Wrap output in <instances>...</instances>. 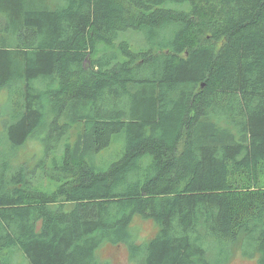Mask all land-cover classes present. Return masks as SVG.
I'll return each mask as SVG.
<instances>
[{
	"label": "trees",
	"instance_id": "obj_1",
	"mask_svg": "<svg viewBox=\"0 0 264 264\" xmlns=\"http://www.w3.org/2000/svg\"><path fill=\"white\" fill-rule=\"evenodd\" d=\"M1 90L0 264H264V0H0Z\"/></svg>",
	"mask_w": 264,
	"mask_h": 264
},
{
	"label": "rangeland",
	"instance_id": "obj_2",
	"mask_svg": "<svg viewBox=\"0 0 264 264\" xmlns=\"http://www.w3.org/2000/svg\"><path fill=\"white\" fill-rule=\"evenodd\" d=\"M141 32H137L134 30H126L120 33L118 38H123L129 41L131 46H140L142 43V37L140 36ZM189 37L191 36L192 41L195 40L197 35L194 32H190ZM189 40V38H188ZM98 46H102L99 44ZM105 47V46H104ZM103 47V48H104ZM116 47L117 46H111ZM6 91H0V138L8 135L7 132L3 131V127L5 126V117L4 113L7 111L8 104V96L5 95ZM81 125V124H79ZM76 125V129L79 128ZM72 130V129H71ZM73 131V130H72ZM69 131L67 137L71 140L73 138L74 133ZM38 136L43 135L40 130L35 132ZM40 138H37L36 135L30 136L24 145H22L18 151L15 159V163L23 162L26 163L29 167H32L33 164L37 161L38 158L42 155V144L39 141ZM114 143L104 148L97 154V160L99 164L103 167V169L107 168L110 162L119 158L121 155L123 148L120 143V139H117ZM131 225L134 230L137 232L138 238L140 241H146L153 236L156 230V224L152 219L143 218L139 215H135L131 220ZM122 244L111 245V244H103L99 248L96 249L97 256L101 260H107L110 264H136L129 260L128 253L126 248H124ZM11 257V258H10ZM8 258L11 264H28L26 257L20 249L14 248L8 252ZM219 264H256V260L252 258L243 257L238 251L233 253L232 256L229 257L228 260L219 263Z\"/></svg>",
	"mask_w": 264,
	"mask_h": 264
}]
</instances>
